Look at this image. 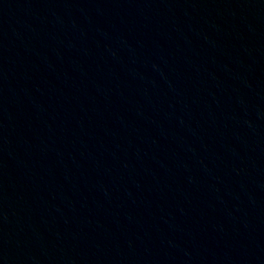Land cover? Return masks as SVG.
I'll list each match as a JSON object with an SVG mask.
<instances>
[{
  "label": "water",
  "instance_id": "obj_1",
  "mask_svg": "<svg viewBox=\"0 0 264 264\" xmlns=\"http://www.w3.org/2000/svg\"><path fill=\"white\" fill-rule=\"evenodd\" d=\"M264 264V0H194Z\"/></svg>",
  "mask_w": 264,
  "mask_h": 264
}]
</instances>
